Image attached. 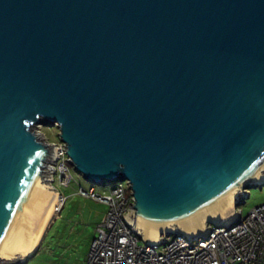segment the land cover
<instances>
[{
	"label": "water",
	"instance_id": "water-1",
	"mask_svg": "<svg viewBox=\"0 0 264 264\" xmlns=\"http://www.w3.org/2000/svg\"><path fill=\"white\" fill-rule=\"evenodd\" d=\"M46 124L85 180L129 183L146 244L197 242L264 187V0H0L1 263L55 197Z\"/></svg>",
	"mask_w": 264,
	"mask_h": 264
},
{
	"label": "built area",
	"instance_id": "built-area-1",
	"mask_svg": "<svg viewBox=\"0 0 264 264\" xmlns=\"http://www.w3.org/2000/svg\"><path fill=\"white\" fill-rule=\"evenodd\" d=\"M45 141L56 146L55 161L50 165L53 170L47 171L46 177L60 197L58 214L67 201L61 189L71 186L74 179L65 144L61 140ZM105 188L109 190L102 195L93 188L88 192L80 187L78 191V195L108 207L96 228L87 264H264V204L246 215L237 207L229 223L220 227L209 225L208 234L198 237L197 242L194 238L190 243L185 237L165 236L161 239L167 243L149 245L139 238L135 225L124 216L129 215L135 204L129 183L118 182Z\"/></svg>",
	"mask_w": 264,
	"mask_h": 264
},
{
	"label": "rangeland",
	"instance_id": "rangeland-1",
	"mask_svg": "<svg viewBox=\"0 0 264 264\" xmlns=\"http://www.w3.org/2000/svg\"><path fill=\"white\" fill-rule=\"evenodd\" d=\"M37 131L50 143L60 140L56 125H40ZM70 168L74 181L71 186L61 189L67 201L50 223L36 254L25 264H87L96 228L107 214L108 207L78 195V191L80 187L88 192L93 188L96 194L102 195L109 188L88 182L72 166ZM249 194L245 204L238 207L244 215L264 204V187L250 189Z\"/></svg>",
	"mask_w": 264,
	"mask_h": 264
},
{
	"label": "bare ground",
	"instance_id": "bare-ground-1",
	"mask_svg": "<svg viewBox=\"0 0 264 264\" xmlns=\"http://www.w3.org/2000/svg\"><path fill=\"white\" fill-rule=\"evenodd\" d=\"M53 193L55 194L53 202H52L42 224L40 225L31 245L29 246L27 252L25 253L24 256H22L23 261H25L27 258L34 256L36 254V252L40 246L41 240L45 236V232H46L48 226L50 225V223L52 222V220L54 219V217L56 216V214L59 210V206H60L59 199H60V197L56 192L53 191ZM233 217H234V215L232 217H230L228 220H226L223 224L229 223L233 219ZM192 238H194V237H192Z\"/></svg>",
	"mask_w": 264,
	"mask_h": 264
},
{
	"label": "crops",
	"instance_id": "crops-1",
	"mask_svg": "<svg viewBox=\"0 0 264 264\" xmlns=\"http://www.w3.org/2000/svg\"><path fill=\"white\" fill-rule=\"evenodd\" d=\"M56 217H57V215H56L54 218H56ZM54 220H55V219H54ZM54 220H53V221H54ZM53 221H52V222H53ZM50 225H51V224H50ZM48 227H50V226H48ZM47 229H49V228H47ZM47 231H48V230H46L45 234L47 233ZM41 241H42V240H41ZM42 242H43V241H42ZM41 244H42V243H41Z\"/></svg>",
	"mask_w": 264,
	"mask_h": 264
}]
</instances>
